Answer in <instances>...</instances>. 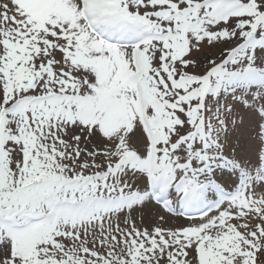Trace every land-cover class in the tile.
Wrapping results in <instances>:
<instances>
[{
	"label": "snow or ice",
	"instance_id": "obj_1",
	"mask_svg": "<svg viewBox=\"0 0 264 264\" xmlns=\"http://www.w3.org/2000/svg\"><path fill=\"white\" fill-rule=\"evenodd\" d=\"M0 264H264V0H0Z\"/></svg>",
	"mask_w": 264,
	"mask_h": 264
}]
</instances>
